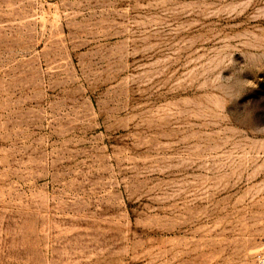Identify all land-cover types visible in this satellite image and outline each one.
<instances>
[{"label":"rangeland","instance_id":"rangeland-1","mask_svg":"<svg viewBox=\"0 0 264 264\" xmlns=\"http://www.w3.org/2000/svg\"><path fill=\"white\" fill-rule=\"evenodd\" d=\"M264 0H0V264H260Z\"/></svg>","mask_w":264,"mask_h":264},{"label":"built area","instance_id":"built-area-1","mask_svg":"<svg viewBox=\"0 0 264 264\" xmlns=\"http://www.w3.org/2000/svg\"><path fill=\"white\" fill-rule=\"evenodd\" d=\"M258 262H259L260 264H264V258H263V257H259V258H258Z\"/></svg>","mask_w":264,"mask_h":264}]
</instances>
